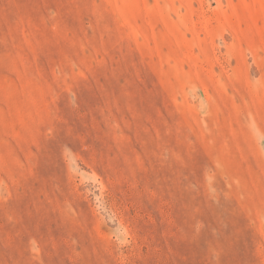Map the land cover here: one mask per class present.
Returning a JSON list of instances; mask_svg holds the SVG:
<instances>
[{"label": "rangeland", "instance_id": "rangeland-1", "mask_svg": "<svg viewBox=\"0 0 264 264\" xmlns=\"http://www.w3.org/2000/svg\"><path fill=\"white\" fill-rule=\"evenodd\" d=\"M0 264H264V0H0Z\"/></svg>", "mask_w": 264, "mask_h": 264}]
</instances>
